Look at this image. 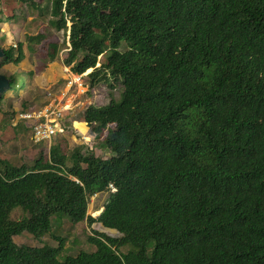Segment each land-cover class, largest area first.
<instances>
[{
  "label": "trees",
  "instance_id": "trees-1",
  "mask_svg": "<svg viewBox=\"0 0 264 264\" xmlns=\"http://www.w3.org/2000/svg\"><path fill=\"white\" fill-rule=\"evenodd\" d=\"M35 6L54 29H70L64 63L93 69L90 89L112 79L124 89L83 113L96 136L107 131L109 157L78 147L68 159L58 146L30 166L0 157V264H264V0ZM45 39L27 35L29 51ZM23 46L4 47L0 68L22 61ZM61 49L51 43L49 60ZM103 192L94 217L90 200ZM57 215L118 236L93 231L94 250L68 254ZM25 232L42 244L16 243Z\"/></svg>",
  "mask_w": 264,
  "mask_h": 264
},
{
  "label": "rangeland",
  "instance_id": "rangeland-1",
  "mask_svg": "<svg viewBox=\"0 0 264 264\" xmlns=\"http://www.w3.org/2000/svg\"><path fill=\"white\" fill-rule=\"evenodd\" d=\"M50 0H0V17L3 18V23H12V20H18L17 24L13 30H16V35L12 43L24 44L23 49L26 46V34L27 32H37L44 33L46 39L43 41L41 46L37 48L33 53L27 51V55L30 56L34 62H37V71L39 74L47 75L48 69L55 60L60 63L64 61L67 57L69 43L70 29L68 31H58L50 26L49 20L52 18L50 14L40 15V10L37 9L35 5L41 3L42 7H46ZM44 5V6H43ZM17 18V19H16ZM71 22H68V26H71ZM29 25L33 26V29H29ZM6 32H0V39H2L3 34ZM24 33V35H23ZM21 36V38L19 37ZM51 43H59L62 47L57 58L54 61L49 60V45ZM0 45L2 47L8 48L9 45H6V40L1 41ZM17 49V48H16ZM105 60L104 57H100V63ZM100 63L98 65H100ZM54 67V66H53ZM53 67L51 69H53ZM1 73L5 74L12 81L11 89L15 94L14 98L6 99V94L4 93V100L0 109V157L9 159L17 165H33L36 159L39 156H43L45 160L51 159V150L52 147L58 146L62 154L66 155L68 159H71V155L76 148H81L83 151L92 150L97 156L107 158L110 156L111 151L107 147L100 146V143L103 142L107 136V131L100 136L92 131V128L89 126L87 130L83 126V122H76V127L84 133L76 132L73 128H67L64 134L59 135L55 140L50 143H35L32 140V131L24 123L19 124L18 126H13L12 118L13 116L21 111H28L31 109H37L45 105L47 101V93L45 90H40L37 92H27L23 96L25 91L19 89V80L22 79L30 80L29 76L26 73H23L25 78L19 77L17 73L10 75V72L3 71L4 68L1 67ZM93 69L87 71L90 73ZM52 71V70H51ZM21 72V71H20ZM26 82V81H25ZM86 82L88 86L90 85V80L86 77ZM64 82L62 81L61 84ZM113 84V87L112 85ZM123 85L121 82L116 80L101 81L95 86V88L90 89L82 94L80 101L77 103L73 111H82L86 110L90 105H105L110 102L112 98L119 99L123 92ZM83 116V115H82ZM70 117L69 121L71 120ZM68 121V124H71ZM114 127V126H112ZM71 161V160H70ZM109 196V192H103L94 195L90 200L89 205V214L97 217V214L102 208H104L105 202ZM23 215L22 210H17L14 212L13 217L15 219ZM56 220L58 222H56ZM54 223V233L56 236H63L66 238V253L76 255L80 250H94V246L88 243L87 238L89 235L93 234V231H99L103 233H109L114 236H118L117 230L106 229L101 223L90 224L88 221H81L79 223L73 224L69 218L61 219L59 215L55 216L53 219ZM108 234V235H109ZM47 241H53L49 236H46ZM15 241L18 244H29L33 246L41 245L42 241L37 240L33 235L28 232H25L22 235L15 236ZM58 243H54L57 245ZM123 251H127L128 247H123Z\"/></svg>",
  "mask_w": 264,
  "mask_h": 264
},
{
  "label": "built area",
  "instance_id": "built-area-1",
  "mask_svg": "<svg viewBox=\"0 0 264 264\" xmlns=\"http://www.w3.org/2000/svg\"><path fill=\"white\" fill-rule=\"evenodd\" d=\"M18 47L17 44H13ZM69 50V49H67ZM68 75L65 84L57 90L48 91V100L45 105L28 111L16 113L12 118V125L24 123L32 131V140L35 143H50L54 136L64 134L66 112L76 107L78 99L89 90L86 82L88 73H75L71 66L66 67ZM110 188L116 190L111 184Z\"/></svg>",
  "mask_w": 264,
  "mask_h": 264
},
{
  "label": "crops",
  "instance_id": "crops-1",
  "mask_svg": "<svg viewBox=\"0 0 264 264\" xmlns=\"http://www.w3.org/2000/svg\"><path fill=\"white\" fill-rule=\"evenodd\" d=\"M39 8H40V6H39ZM18 23H19L18 20H16V21L12 20V23L6 22V23L2 24L1 31L6 32V33L3 34V37L6 40V45L11 46V45L15 44V43H12L14 38H15V35H16V30H13V28L18 26L17 25ZM29 29L30 30L33 29V26L29 25ZM26 34L37 35L38 31L37 32H33L32 30H31V32H27L26 31L25 35L23 33L24 36H26ZM19 37L21 38V36H19ZM69 43H70V41H69ZM40 46H41V44L37 45V48H39ZM24 51H25L26 56H25V58L22 61H20L18 64L9 63V64L4 65L3 66V68H4L3 71L10 72V75L18 73L20 71H21V73L33 71L34 72V76L33 77H29L30 80H28V81L25 80L26 81L25 82L26 85H25L24 89L25 88L26 89L23 92V96L27 92H32L33 93V92H37V91H40V90H45V92L47 93V100H48V91L57 90L61 86H63L65 84L66 77L68 75V72L66 71L67 65H65L64 61H62L60 63L59 61L55 60L52 63L54 65H52V66H50L48 68V69H50V71H48L47 75H45V74L43 75L44 72L39 74V72L36 69L37 65H38V64H36L37 62H34L32 59H30V56L27 55V51H29L27 44H26V46L24 48ZM30 53H33V52H30ZM52 67H53V69H51ZM22 78H25V77H22ZM62 81L64 82L63 84H61ZM20 82H21V79L19 80V83H18L19 86H20ZM24 89H22V90H24ZM6 93H7L6 96H5L6 99L14 98V96H15V94L12 93V91H7ZM80 98L78 99V102L80 101ZM74 109L69 110V111L66 112L65 119H64L65 126H66V123H67V128H73L76 132H80V133H82L84 135V133L81 132L75 125L76 122H85L86 123V127L89 129L88 123L84 120V118L82 116L83 113H84V110H82V111H76V110L73 111ZM70 117H73V118H71V120L69 121ZM68 121L71 124H68ZM59 135H61V134H58V135L54 136V140ZM100 146H102L101 143H100L99 147Z\"/></svg>",
  "mask_w": 264,
  "mask_h": 264
},
{
  "label": "water",
  "instance_id": "water-1",
  "mask_svg": "<svg viewBox=\"0 0 264 264\" xmlns=\"http://www.w3.org/2000/svg\"><path fill=\"white\" fill-rule=\"evenodd\" d=\"M5 55H6V49L0 45V61L2 60V58H4ZM11 86H12V80L8 78L5 74H2L0 72V100L3 98L4 96L3 94L11 89ZM104 210L105 207L100 210V212L97 214V217H99Z\"/></svg>",
  "mask_w": 264,
  "mask_h": 264
},
{
  "label": "clouds",
  "instance_id": "clouds-1",
  "mask_svg": "<svg viewBox=\"0 0 264 264\" xmlns=\"http://www.w3.org/2000/svg\"><path fill=\"white\" fill-rule=\"evenodd\" d=\"M70 46H71V44H70ZM69 50H70V48H68ZM69 50H68V52H69ZM68 54V53H67ZM108 229H110V228H108ZM112 230H114V229H112Z\"/></svg>",
  "mask_w": 264,
  "mask_h": 264
}]
</instances>
